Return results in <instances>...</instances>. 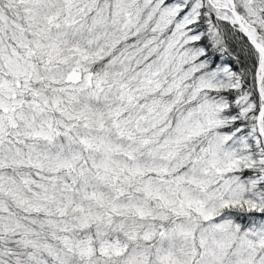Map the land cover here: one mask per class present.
I'll return each instance as SVG.
<instances>
[{
	"label": "snow or ice",
	"instance_id": "obj_1",
	"mask_svg": "<svg viewBox=\"0 0 264 264\" xmlns=\"http://www.w3.org/2000/svg\"><path fill=\"white\" fill-rule=\"evenodd\" d=\"M0 264H264V0H0Z\"/></svg>",
	"mask_w": 264,
	"mask_h": 264
}]
</instances>
